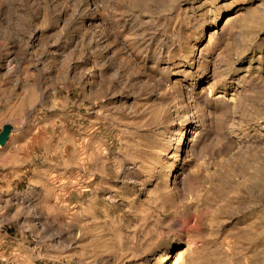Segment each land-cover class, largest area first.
Here are the masks:
<instances>
[{"label":"rangeland","instance_id":"1","mask_svg":"<svg viewBox=\"0 0 264 264\" xmlns=\"http://www.w3.org/2000/svg\"><path fill=\"white\" fill-rule=\"evenodd\" d=\"M2 133L0 264H264V0H0Z\"/></svg>","mask_w":264,"mask_h":264},{"label":"water","instance_id":"2","mask_svg":"<svg viewBox=\"0 0 264 264\" xmlns=\"http://www.w3.org/2000/svg\"><path fill=\"white\" fill-rule=\"evenodd\" d=\"M4 138H5V133H2L0 136V143H3Z\"/></svg>","mask_w":264,"mask_h":264},{"label":"bare ground","instance_id":"3","mask_svg":"<svg viewBox=\"0 0 264 264\" xmlns=\"http://www.w3.org/2000/svg\"><path fill=\"white\" fill-rule=\"evenodd\" d=\"M182 251L180 252H177V256L176 257H179L181 255Z\"/></svg>","mask_w":264,"mask_h":264}]
</instances>
